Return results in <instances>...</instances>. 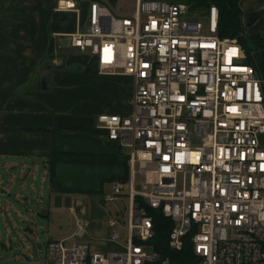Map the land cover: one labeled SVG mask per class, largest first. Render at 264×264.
<instances>
[{"label": "built area", "instance_id": "obj_1", "mask_svg": "<svg viewBox=\"0 0 264 264\" xmlns=\"http://www.w3.org/2000/svg\"><path fill=\"white\" fill-rule=\"evenodd\" d=\"M79 2L88 25L72 48L100 75L133 79L131 113L97 117L129 151L130 180L105 198L115 212L101 239L126 245L95 253L78 219L47 244V264H176L155 251L154 213L173 223L171 251L190 244L192 264H264V84L238 39L220 37L218 7L191 20L174 0H58L56 11L79 14Z\"/></svg>", "mask_w": 264, "mask_h": 264}, {"label": "crops", "instance_id": "obj_2", "mask_svg": "<svg viewBox=\"0 0 264 264\" xmlns=\"http://www.w3.org/2000/svg\"><path fill=\"white\" fill-rule=\"evenodd\" d=\"M57 1L0 0V168L24 182L42 174L60 208L70 199L104 202L114 182L130 180L129 153L97 117L131 113L133 79L90 69V52L71 45L88 25V4L77 14L56 11ZM239 5L246 35L264 40V5ZM253 57L260 75L259 52ZM41 78L47 90L38 89Z\"/></svg>", "mask_w": 264, "mask_h": 264}, {"label": "rangeland", "instance_id": "obj_3", "mask_svg": "<svg viewBox=\"0 0 264 264\" xmlns=\"http://www.w3.org/2000/svg\"><path fill=\"white\" fill-rule=\"evenodd\" d=\"M259 2L264 5V0ZM198 14L199 12L192 11L184 19L191 20L194 16L198 17ZM263 50L264 48L256 51L259 52L262 81ZM125 152L129 153L128 149H125ZM42 177V174L39 178L33 175L31 180L26 179L24 182V178L20 179L18 175L13 177L0 168V264H47V244L74 234L78 219L88 225L92 238L90 242L95 253L107 255L109 252L119 251L126 245L124 240L117 243L101 241V239L106 241L110 234L108 223L115 212L113 203L101 202L98 197H91L75 203L76 205L70 203L72 199L66 203L63 200L60 202L62 206L58 208L50 198L48 186L42 182ZM135 183L138 189L141 183L139 175L136 176ZM71 206L75 213L70 210ZM118 206L122 211L126 208L121 202H118Z\"/></svg>", "mask_w": 264, "mask_h": 264}, {"label": "trees", "instance_id": "obj_4", "mask_svg": "<svg viewBox=\"0 0 264 264\" xmlns=\"http://www.w3.org/2000/svg\"><path fill=\"white\" fill-rule=\"evenodd\" d=\"M176 1V0H174ZM240 0H187L186 4L191 6L192 11L205 12L210 5L218 7L220 12L219 35L221 38L238 39L248 55L249 62H252L251 54L264 48V40L259 36H247L242 23V10ZM96 62L93 59L90 69H95ZM97 68V67H96ZM155 239L152 243L155 251L163 257H170L176 264H192V252L189 243L182 252L171 251L168 247V237L172 230L173 223L159 213H154Z\"/></svg>", "mask_w": 264, "mask_h": 264}, {"label": "water", "instance_id": "obj_5", "mask_svg": "<svg viewBox=\"0 0 264 264\" xmlns=\"http://www.w3.org/2000/svg\"><path fill=\"white\" fill-rule=\"evenodd\" d=\"M39 90H47V80L45 78H41L38 82ZM42 248V246H40Z\"/></svg>", "mask_w": 264, "mask_h": 264}]
</instances>
